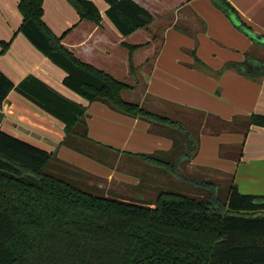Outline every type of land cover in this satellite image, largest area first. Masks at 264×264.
Returning <instances> with one entry per match:
<instances>
[{
  "label": "trees",
  "instance_id": "1",
  "mask_svg": "<svg viewBox=\"0 0 264 264\" xmlns=\"http://www.w3.org/2000/svg\"><path fill=\"white\" fill-rule=\"evenodd\" d=\"M66 1L79 21L101 28V15L92 2ZM104 2L106 18L123 38L147 32L154 20L133 0ZM212 2L233 18L237 30L255 38L227 0ZM42 5L43 0H19L22 23L18 33L65 73L63 86L88 103L100 102L123 115L173 128L182 144L172 141L170 162L160 160L156 153L141 156L177 175L180 161L194 158L193 137L186 125L124 100L123 94L131 88L67 50L62 39L69 31L55 36L43 22ZM146 35L147 42L121 43L127 50L130 73L143 63L132 61L135 52L152 42L160 45L156 36ZM9 45L0 43L1 54ZM227 69L247 78L262 77L264 61L246 52L242 62L226 63L221 71ZM11 91L63 124L65 136L60 145L72 136L89 142L82 106L31 75L14 85L0 72V110ZM198 115L216 121L204 113ZM249 126L264 128V115H251ZM54 157L0 130V264H264V196L240 194L232 179L225 200L217 197L216 189L204 202L161 192L152 206L138 205L93 196L58 179L46 171Z\"/></svg>",
  "mask_w": 264,
  "mask_h": 264
},
{
  "label": "crops",
  "instance_id": "2",
  "mask_svg": "<svg viewBox=\"0 0 264 264\" xmlns=\"http://www.w3.org/2000/svg\"><path fill=\"white\" fill-rule=\"evenodd\" d=\"M88 1L96 6L101 15V28L79 21L75 9L66 0H43V22L57 37H62L69 31L62 39V45L79 59L123 81L132 78V74L137 68V70H139L143 64L148 62L153 58L154 54L163 48L164 42L160 45H157L156 42H152L149 47L135 52L132 55V61L135 64L138 62L143 63L131 73L127 67V50L121 46V43L134 45L139 44V42H147L149 38L146 33L149 32V28H151L150 30H152V32L157 33L164 25H167L165 27L170 25V23H167L169 20L165 21V19H167L165 15L173 11L175 13L180 12L186 5L193 6L197 1L205 2L206 0H188L184 3H182V0H173L170 3H165L164 0H133L152 14L154 22L148 27L146 30L147 32H144V30L137 31L126 38L119 36L113 25L106 18L105 11L108 5L104 0ZM18 2L19 0H0V43L10 42L8 50L2 54V48L0 46V72L14 85H17L25 77L31 75L66 99L82 106L89 112L92 110V103H88L63 86L62 80L65 77V73L39 53L23 35L18 33V29L22 23V16L17 9ZM228 2L233 10H236L235 12L239 20L255 37L254 39L249 38L250 40L257 41L256 37H264V0H228ZM209 11L210 13H206L208 20H210L209 22H211L208 24L209 29L210 25L213 23L219 25V28L223 30L225 28H231L229 23L218 17V15H220L219 11L214 10L212 7ZM195 12L198 13L199 11ZM191 17L193 21L198 24V20L193 14ZM234 28L236 29L235 25ZM243 35L247 37L246 34L243 33ZM258 43H260V41ZM248 49L249 48H247V50ZM241 50L244 51V49ZM244 53L245 52H243V55ZM221 61L219 65L213 64L212 61H208V65H206L198 59H195L193 60V70H187L184 68L176 69V67L171 64L172 61L170 62L169 59L161 61V57H159L156 63V69L150 74L147 81L146 89L142 90L141 100L136 102V104L140 109L147 110L158 116H163L160 115V112L164 111L163 108L165 105L161 107L162 104H159L160 102L156 99H159L158 97L164 98L166 94L168 95L172 92L183 96L187 101H180L187 102V104L192 103L194 109L207 111L213 114L215 113L220 121L216 118V121H213L221 123L222 126L225 125L223 123L224 120L219 117H231L229 113L231 110L239 114L241 109L245 110L244 107H248L247 114H250L252 111L255 115H264V76L247 78L231 69L221 71L226 63L241 62L240 56H238L237 59L229 57ZM162 62L168 63L161 66L163 70L159 72L157 68ZM191 63L192 61H189L188 64ZM172 68H174V70ZM156 75H159V77H157V84H155ZM170 76L178 78L183 76L186 85L181 83L183 88H177ZM218 76L220 77L218 78ZM172 83L175 85L172 87L177 90L169 89ZM136 88L137 90L139 89V87ZM129 95L130 94H126L127 99L132 98V96ZM131 95L133 94L131 93ZM151 95L155 96V101H144L147 99L146 97ZM177 97L181 98L180 96ZM224 97L229 99L227 100L228 102L223 100L225 99ZM129 102L135 103L134 101ZM100 105L106 107L102 103H100ZM0 111L4 113V118L0 123V130L17 139L44 149L47 152H52L57 148V153L68 151L64 146L58 147L59 142H61L65 136L63 124L39 110L25 99H21V96L19 98L16 92L11 91L9 93ZM87 112L85 113V118L88 117ZM108 115L112 116L114 121L118 124L126 122L131 126L141 125L147 134H150L149 136L156 141L157 147H155L156 150L153 151V154H158L157 156L160 160L170 162L171 159L169 158L171 157L169 156V152L171 150L172 141L162 133L164 130H156L153 123L147 122L144 119L132 118L123 114L119 115L111 111L108 112ZM174 115L175 114L170 113L168 118L177 121ZM4 120H6V126L3 129L2 124ZM226 125L228 124L226 123ZM90 128L89 125V129ZM169 130L171 129L169 128ZM243 135L241 152L236 154L230 149L224 151V155L227 158H233L234 156L238 157L237 161L234 163H224L223 167L233 172L231 173L232 176L227 177V179H232L237 187V191L242 195L264 196V128L256 126H249L246 128L244 125ZM27 136L29 138L36 137V141L49 140V142H42L46 145L42 146L33 141V139H28ZM86 143L89 145L92 144L89 142ZM107 145V148L114 151L112 152L113 154L117 152L119 154H124V150L127 148L123 146V144L120 148H113L111 144ZM97 148L99 149L94 151L98 154L104 150L100 146ZM131 155L136 157L139 154L133 153ZM119 156L120 155H115L116 159ZM190 164L191 161L187 163L189 168ZM96 174L102 177L113 178V180L116 178L118 179L117 181L125 180L127 182H133L129 176L118 174L114 171H108L106 173L98 171V173L94 175ZM185 181L193 184L191 178L185 177ZM137 182L138 179L136 178L133 183Z\"/></svg>",
  "mask_w": 264,
  "mask_h": 264
},
{
  "label": "rangeland",
  "instance_id": "3",
  "mask_svg": "<svg viewBox=\"0 0 264 264\" xmlns=\"http://www.w3.org/2000/svg\"><path fill=\"white\" fill-rule=\"evenodd\" d=\"M205 2L197 1L193 6L186 5L180 12L175 13L173 11L165 15L167 17L165 21L169 20L167 23H170V25L168 27L164 25L157 33L152 32L151 28H149L150 34L156 36L158 43L164 42L163 48L154 54L153 58L143 64L139 70L137 68L132 74V78L123 80L131 88V90L125 92L122 96L124 100L134 101L135 103L141 100L142 90L146 89L147 81L150 74L156 69L159 57H161V61H165L166 59H169L170 62L172 61L171 64L176 69L184 68L187 70H193V60L195 59L206 65H208V61L219 65L222 59H228L229 57L237 59L240 56L242 62L244 60L243 52H249L255 58L262 62L264 61V37H256L257 41H260L259 44H262L258 45L255 41L250 40V37H245L242 31L235 29L234 25L236 23L233 22V18L225 16L215 7L212 0H206ZM211 7L220 12L218 17L229 23L231 28L223 30L219 28V25L213 23L209 29L208 24L211 22H209L210 20H208L206 13H210ZM195 11H199V14ZM192 14L198 20V24L193 21ZM247 48L249 49L247 50ZM241 49H244V51ZM189 61H192V63L188 64ZM165 63L168 62H162L159 65L157 68L159 72L163 70L161 66ZM172 69L174 70V68ZM157 77L159 75H156L155 84L158 82ZM170 77L177 88L180 89L183 88V85H186L183 76L180 78ZM172 86L174 87L175 85L172 83L169 89L177 90ZM136 87H139V89L137 90ZM126 94H130L129 96H132V98L127 99ZM154 97L153 95L148 96L144 101L153 102L155 101ZM158 98L156 100L160 102L159 104H162L161 107L165 105L164 111H161L160 115L168 118L170 113L175 114L174 118L186 125L193 137L194 158L192 157L191 160L183 159L178 164L179 171L177 175L174 174L175 170H169L163 164L141 156L153 157L151 154H153V151L156 150L155 147H157L156 141L149 136L150 134H147L141 125L131 126L126 122L122 124L116 123L113 117L108 115V112L121 114L109 109L105 104L107 108L100 105V102L92 103V110L89 112L86 110L88 117L85 118L88 128L87 138L95 146L86 143L87 141L83 140L81 136L68 137L65 139L66 142L64 141L65 143L60 145L62 140L59 142L58 147L64 146L68 151L57 153V148L49 152L53 153L55 157L47 166L46 171L93 196L138 205H151L156 195L161 192L178 194L204 202L210 197L213 190L216 189L215 193L217 197L225 200L229 186L227 177H231V173L233 172L228 168H224L223 165L225 162H228V164L236 162L238 157L227 158L224 155V151L230 149L236 154L241 152L243 144L242 136L244 137L243 127L245 125L247 128V120L254 114L252 111L250 114H247L248 107H244L245 110L241 109L239 114L236 111L229 110L231 117L222 118L218 116L224 120L223 123L225 125L226 123L229 125L222 126L221 123L214 122L213 120H204L198 115L204 113L218 119L215 113L194 109L192 103L190 105L187 102L180 101L187 100L179 94L170 92L164 98ZM223 100L227 101L229 99L225 98ZM5 124L6 120L2 124L3 129L6 126ZM153 126H155L156 130H164L162 133L168 139H171V141L182 144L178 133L172 129L169 130L167 125L157 122L153 123ZM83 132L84 129L82 127L80 128V133L83 134ZM27 138L33 139V141L42 146H46L42 142H49V140L36 141V137L29 138L27 136ZM107 144H111L113 148H120L123 144L127 148H125L124 154H119L118 152L113 154L111 150H106ZM99 146L104 149L100 154L94 151L99 149L97 148ZM133 153L139 155L134 157L131 155ZM115 155L120 156L116 159ZM189 161H191L190 168L187 166ZM98 171L103 173L114 171L118 174H125L133 182L137 178L138 182L117 181L118 179L116 178L115 181L113 178L102 177L98 174L94 175ZM185 177L191 178L193 184L186 182ZM204 184H208L207 187L203 186Z\"/></svg>",
  "mask_w": 264,
  "mask_h": 264
},
{
  "label": "water",
  "instance_id": "4",
  "mask_svg": "<svg viewBox=\"0 0 264 264\" xmlns=\"http://www.w3.org/2000/svg\"><path fill=\"white\" fill-rule=\"evenodd\" d=\"M3 118H4V113L0 111V123L2 122Z\"/></svg>",
  "mask_w": 264,
  "mask_h": 264
}]
</instances>
